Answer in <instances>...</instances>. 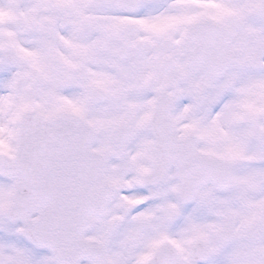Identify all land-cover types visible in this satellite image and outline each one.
Listing matches in <instances>:
<instances>
[{"label":"snow or ice","instance_id":"obj_1","mask_svg":"<svg viewBox=\"0 0 264 264\" xmlns=\"http://www.w3.org/2000/svg\"><path fill=\"white\" fill-rule=\"evenodd\" d=\"M0 264H264V0H0Z\"/></svg>","mask_w":264,"mask_h":264}]
</instances>
